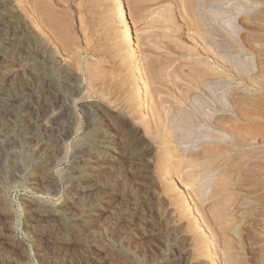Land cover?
<instances>
[{"label":"rangeland","instance_id":"1","mask_svg":"<svg viewBox=\"0 0 264 264\" xmlns=\"http://www.w3.org/2000/svg\"><path fill=\"white\" fill-rule=\"evenodd\" d=\"M262 76L264 0H0V264H264Z\"/></svg>","mask_w":264,"mask_h":264},{"label":"bare ground","instance_id":"2","mask_svg":"<svg viewBox=\"0 0 264 264\" xmlns=\"http://www.w3.org/2000/svg\"><path fill=\"white\" fill-rule=\"evenodd\" d=\"M117 6V5H116ZM118 9V15H120L121 17H123L125 20H124V28H123V30L125 29V34L123 35L124 37H126L128 40L129 39H131L132 38V36H133V33H132V31H131V29H130V27H129V24L130 23H128L129 22V20H128V22L126 21V12H125V7H124V5L122 4V3H119V5H118V7H117ZM128 15V14H127ZM16 16V15H15ZM128 18V17H127ZM255 19V18H254ZM53 20V19H52ZM15 22H17L16 20H15ZM122 23H123V20L121 21ZM50 27V26H49ZM19 30V29H18ZM230 30V29H229ZM28 31V30H27ZM18 32V31H17ZM16 32V33H17ZM28 33H29V31H28ZM31 33V32H30ZM20 34V33H19ZM26 34V33H25ZM32 34V33H31ZM34 34V33H33ZM24 35V34H23ZM28 35L30 36V34H27V37H28ZM24 37V36H23ZM23 37H21V38H23ZM26 37V36H25ZM134 37V36H133ZM125 39V38H124ZM136 41V40H135ZM38 42V41H37ZM131 42V41H130ZM18 43V42H17ZM16 43V44H17ZM19 43H20V41H19ZM21 44V43H20ZM38 44V43H37ZM23 45V44H22ZM25 45V44H24ZM24 45H23V48H24ZM133 45V44H132ZM136 45H137V43H136ZM136 45H135V47H136ZM13 46V45H12ZM15 46V45H14ZM28 46V45H27ZM41 46H43V43H42V45ZM45 46V45H44ZM49 46V45H48ZM134 46V45H133ZM9 47V46H8ZM9 48H12V47H9ZM130 48H131V46H130ZM134 48V47H133ZM32 50V49H31ZM134 50V49H133ZM132 50V51H133ZM135 51V50H134ZM137 52V51H136ZM17 53H18V51H17ZM127 53V52H126ZM9 54H11L10 52H9ZM15 54V53H14ZM13 54V55H14ZM30 54H32V52L30 53ZM35 54V53H34ZM52 54V53H51ZM16 55V54H15ZM53 55V54H52ZM134 55H135V53H134ZM18 56V55H17ZM138 56V55H137ZM136 57V56H135ZM54 58V57H53ZM133 58V57H132ZM138 58V57H137ZM137 58H135V59H137ZM32 59H34V58H32ZM29 60V59H28ZM28 60L26 59V61L28 62ZM40 61H41V59H39ZM24 61V60H23ZM30 61H32V60H30ZM42 62V61H41ZM44 63V62H43ZM29 64H30V62H29ZM32 64V63H31ZM51 64V63H50ZM133 64V63H132ZM20 65V64H19ZM23 66V65H22ZM51 66H52V64H51ZM19 67V66H18ZM25 67V66H24ZM139 68V67H138ZM22 69H24L23 67H22ZM36 69V68H35ZM34 69V70H35ZM41 69H43V68H41ZM40 69V70H41ZM53 69V68H52ZM28 70V69H27ZM135 70V69H134ZM54 71V70H53ZM26 72V71H25ZM28 72V71H27ZM69 73V72H68ZM142 73V72H141ZM47 74V73H46ZM62 74V73H61ZM54 75H55V73H54ZM137 75V74H136ZM40 76V75H39ZM67 76V75H66ZM138 76V75H137ZM68 77V76H67ZM46 78H48V77H46ZM68 78H72V77H68ZM29 80V79H28ZM75 80V79H74ZM58 81V80H57ZM63 82V81H62ZM144 82V81H143ZM143 82H141V83H143ZM197 82V81H196ZM34 83V82H33ZM199 83V82H198ZM217 83V82H216ZM196 84V83H195ZM194 84V85H195ZM33 85V84H32ZM47 85V84H46ZM51 85V84H50ZM142 85V84H141ZM151 85V84H150ZM48 86V85H47ZM144 87V91L145 92H147V91H149L148 90V87L147 86H143ZM200 88L199 89H202L203 90V86L201 87V86H199ZM40 88V87H39ZM141 88V87H140ZM43 89V88H42ZM60 90V89H59ZM170 90V89H169ZM215 90H217V89H215ZM35 91V90H34ZM58 91V90H57ZM144 91H141V92H144ZM151 91V90H150ZM182 91V90H181ZM188 91V89H184L183 90V92H180L179 94H178V96H179V99L181 100V102H183V105H182V107H184L185 108V113L187 114V116H186V118H184V121L186 120H188V118L190 117V116H192L191 114H190V109H189V107L191 106L189 103H187V100H185L186 98V96H185V94H186V92ZM36 92V91H35ZM147 93H149V92H147ZM189 93V92H188ZM217 93V92H216ZM50 94V93H49ZM53 94V93H52ZM59 94V93H58ZM142 94V93H141ZM146 94V93H145ZM200 94V93H199ZM202 94H203V92H202ZM201 94V95H202ZM32 95V94H31ZM30 95V96H31ZM204 95V94H203ZM46 97V96H45ZM51 97V96H50ZM59 97V96H58ZM216 97V96H215ZM214 97V98H215ZM53 98V97H52ZM67 97H65V99H66ZM201 98V97H200ZM33 99V98H32ZM58 99V98H57ZM64 99V100H65ZM130 99H132V97L131 98H129V100ZM143 99V98H142ZM141 98H140V100H142ZM59 100V99H58ZM201 100V99H200ZM221 100V99H220ZM42 101V100H41ZM67 101V100H66ZM131 101V100H130ZM143 101V100H142ZM208 101H209V99H208ZM210 102V101H209ZM213 102V101H212ZM58 103V102H57ZM60 103V102H59ZM66 103V102H65ZM89 103V102H88ZM129 103V102H128ZM217 103H218V101H217ZM52 104V103H51ZM203 104V103H202ZM220 104V103H219ZM64 105H66V104H64ZM53 106V105H52ZM84 106H85V104H84ZM93 106H94V104H93ZM49 107V106H48ZM55 107V106H54ZM86 107V106H85ZM89 107V106H88ZM97 107V106H96ZM207 107V106H206ZM67 108V107H66ZM217 108H219V107H217ZM93 109V108H92ZM106 109V108H105ZM206 109V108H205ZM216 109V108H215ZM98 110H99V108H98ZM203 110H204V108H203ZM47 111V110H46ZM60 111H61V109H60ZM108 111V110H107ZM69 112V111H68ZM109 112V111H108ZM102 113V112H101ZM113 113V112H112ZM184 113V112H183ZM196 113V112H195ZM194 113V114H195ZM91 114H93V113H91ZM103 114V113H102ZM111 114V113H110ZM94 115V114H93ZM60 116V115H59ZM115 116V115H114ZM114 116H113V118H114ZM117 116V115H116ZM215 116V115H214ZM66 117V116H65ZM106 118H107V116H106ZM117 118H120V117H117ZM116 118V119H117ZM62 119V118H61ZM112 120V119H111ZM124 120V122H125V119H123ZM171 120H173V119H171ZM170 120V121H171ZM177 120V119H176ZM183 120V119H182ZM109 121V120H108ZM114 121H115V119H114ZM110 122V121H109ZM113 122V121H112ZM111 122V123H112ZM123 123V122H122ZM215 123V122H214ZM114 124V123H113ZM96 132V131H95ZM106 133V132H105ZM104 133V134H105ZM100 135V134H99ZM109 135V134H108ZM95 137V136H94ZM91 138V137H90ZM101 140H102V135H101ZM105 139V138H104ZM122 139V138H121ZM84 140V139H83ZM109 140V139H108ZM87 141V140H86ZM92 141V140H91ZM94 142V141H93ZM101 142V141H100ZM105 142V141H104ZM91 144V143H90ZM94 144V143H93ZM99 145H101V143L99 144ZM103 145V144H102ZM82 146V145H81ZM91 146V145H90ZM108 146H110V145H108ZM122 146H124V145H122ZM87 147V146H86ZM92 147V146H91ZM129 148V147H128ZM108 149H110V148H108ZM89 150V149H88ZM103 150V149H102ZM98 151H100L101 152V150H99L98 149ZM168 151V150H167ZM107 152V151H106ZM125 151H123V153H124ZM109 153V152H108ZM115 153V152H114ZM103 154V153H102ZM111 154V153H110ZM125 154V153H124ZM104 156H106V155H104ZM103 156V157H104ZM122 157H123V155H122ZM102 158V157H101ZM99 159H100V157H99ZM98 159V160H99ZM127 160V159H126ZM82 170V169H81ZM88 172V171H87ZM85 173V172H84ZM111 174V173H110ZM112 174H114V173H112ZM72 175V174H71ZM86 176H87V174H86ZM73 177V176H72ZM71 177V178H72ZM85 176H83V178H84ZM91 177V176H90ZM109 177V176H108ZM110 177H112V176H110ZM71 178H70V180H71ZM92 178V177H91ZM69 179V178H68ZM74 179V178H73ZM104 179V178H103ZM111 179V178H110ZM109 179V180H110ZM82 180V179H81ZM96 181V180H95ZM76 182V181H75ZM79 182V181H78ZM99 182H100V180H99ZM104 182V181H103ZM106 183H108V182H106ZM110 183H111V181H110ZM82 184V183H81ZM97 184V183H96ZM114 183H112V185H113ZM74 185V184H73ZM86 185V184H85ZM93 185V184H92ZM101 185V184H100ZM106 185H108V184H106ZM111 185V184H110ZM109 185V186H110ZM76 186V185H75ZM82 186V185H81ZM89 186H91V185H89ZM105 186V185H104ZM73 187V186H72ZM96 188V187H95ZM94 188V189H95ZM110 188V187H109ZM73 189V188H72ZM83 189V188H82ZM93 189V190H94ZM101 189V188H100ZM108 189V188H107ZM111 189V188H110ZM115 189V188H114ZM121 189H123V187L121 188ZM77 191V190H76ZM83 191V190H82ZM118 192V194L117 195H119V190H117ZM124 191V190H123ZM120 192H122V191H120ZM93 193V192H92ZM104 193V192H103ZM106 193V192H105ZM74 194H76V193H74ZM72 195H73V193H72ZM92 195V194H91ZM122 195V194H121ZM125 195V194H124ZM123 195V196H124ZM101 196V195H100ZM106 196V195H105ZM79 197V196H78ZM122 197V196H121ZM126 197V196H125ZM70 198V197H69ZM81 198V197H80ZM123 198V197H122ZM77 199V198H76ZM75 199V197H74V200H76ZM102 199V198H101ZM109 199H111V198H109ZM105 200H108V198L107 199H105ZM71 201H72V199H71ZM81 201V200H80ZM112 201V200H111ZM98 202V201H97ZM108 202V201H107ZM38 203V202H37ZM37 203H35V204H37ZM84 204H86L85 202H83ZM92 203V202H91ZM112 203V202H111ZM33 205V204H32ZM43 205V204H42ZM75 205H77V204H75ZM92 205V204H91ZM100 205H102L101 203H100ZM108 205V204H107ZM88 206V205H87ZM87 206H86V208H87ZM103 206H105V205H103ZM38 207V206H37ZM59 207V206H58ZM89 207V206H88ZM90 207H92V206H90ZM99 207H101V206H99ZM105 207H107V206H105ZM66 208V207H65ZM97 208V207H96ZM121 208V207H120ZM48 209V208H47ZM69 209V208H68ZM107 209V208H106ZM110 209V208H109ZM122 209V208H121ZM33 210V209H32ZM67 210V209H66ZM73 210V209H72ZM81 210V209H80ZM88 210V209H87ZM117 210V209H116ZM36 211H38V210H36ZM108 211V210H107ZM113 211H115V209L113 210ZM121 211V210H120ZM119 211V212H120ZM124 211V210H123ZM3 212V211H2ZM55 212V211H54ZM117 212V211H116ZM53 213V212H52ZM61 213H62V211H61ZM105 213V212H104ZM115 213V212H114ZM122 213V212H121ZM36 214V213H35ZM35 214H34V216H35ZM42 214V213H41ZM50 214V213H49ZM63 214V213H62ZM68 214V213H67ZM80 214V213H79ZM95 214H97V213H95ZM118 214V213H117ZM47 215V214H46ZM98 215V214H97ZM104 215V214H103ZM37 216V215H36ZM52 216V215H51ZM56 216V215H55ZM69 216V215H68ZM79 216V215H78ZM81 216V215H80ZM93 216V215H92ZM114 216H115V214H114ZM48 217V216H47ZM84 217V216H83ZM94 217V216H93ZM65 218V217H64ZM69 218V217H68ZM76 218V217H75ZM30 219V218H29ZM98 219V218H97ZM62 220V219H61ZM70 220V219H69ZM93 220V219H92ZM40 221V220H39ZM85 221H86V219H85ZM98 221V220H97ZM61 222V221H60ZM38 223V222H37ZM47 223V222H46ZM85 223V222H84ZM68 224V223H67ZM86 224V223H85ZM84 224V225H85ZM93 224V223H92ZM95 224V223H94ZM89 225V224H88ZM87 225V226H88ZM48 226V225H47ZM50 226V225H49ZM52 226V225H51ZM67 226V225H66ZM77 226V225H76ZM103 226V225H102ZM71 227V226H70ZM85 226H83L82 228H84ZM65 228V227H64ZM99 229V228H98ZM51 230H53V229H51ZM68 230V229H67ZM67 230H66V232H67ZM91 230V229H90ZM43 231V230H42ZM46 231V230H45ZM44 231V232H45ZM71 231V230H70ZM84 231V230H83ZM107 231V230H106ZM98 232H99V230H98ZM103 232V231H102ZM41 233V232H40ZM48 233H50V232H48ZM84 233V232H83ZM36 234V233H35ZM38 234V233H37ZM47 234V233H46ZM67 234V233H66ZM74 234V233H73ZM100 234V233H99ZM98 234V235H99ZM40 235V234H39ZM93 235V234H92ZM61 236V235H60ZM65 236V235H64ZM69 236H71L72 237V235H69ZM84 235H82V237H83ZM44 237V236H43ZM68 237V236H67ZM85 237V236H84ZM104 237V236H103ZM41 238V237H40ZM49 238V237H48ZM53 238V237H52ZM45 239V238H44ZM56 239V238H55ZM65 239V238H64ZM82 239V238H81ZM86 239V238H85ZM90 239V238H89ZM97 239V238H96ZM54 240V239H53ZM59 240H61V239H59ZM66 240V239H65ZM95 240V239H94ZM13 241V240H12ZM38 241V240H37ZM43 241V240H42ZM69 241V240H68ZM78 241V240H77ZM93 241V240H92ZM104 241V240H103ZM196 241V240H195ZM38 242H41V241H38ZM37 242V243H38ZM51 242V241H50ZM74 242V241H73ZM72 242V243H73ZM44 243V242H43ZM59 243V242H58ZM97 243V242H96ZM16 244V243H15ZM52 244V243H51ZM50 244V245H51ZM61 244V243H60ZM64 244V243H63ZM62 244V245H63ZM59 245V244H58ZM86 245V244H85ZM89 245V244H88ZM94 245H95V243H94ZM98 245V244H97ZM65 246V245H64ZM106 246V245H105ZM140 247V246H139ZM49 248H51V247H49ZM48 248V249H49ZM61 248H63V247H61ZM103 248V247H102ZM113 248V247H112ZM169 248V247H168ZM91 249V248H90ZM167 249V248H166ZM166 249H165V251H166ZM47 250V249H46ZM45 250V251H46ZM88 250V249H87ZM102 250V249H101ZM43 252V251H42ZM50 252V251H49ZM105 252V251H104ZM110 253H112V252H110ZM163 253V252H162ZM57 254H58V252H57ZM87 254V253H86ZM89 254V253H88ZM104 254V253H103ZM106 254V253H105ZM127 254V253H126ZM41 255V254H40ZM90 255V254H89ZM88 255V256H89ZM108 255V254H107ZM106 255V256H107ZM112 255V254H111ZM119 255V254H118ZM128 256H130V255H128ZM52 257V256H51ZM91 257H92V255H91ZM125 257V256H124ZM169 257H170V255H169ZM1 258V257H0ZM95 258H96V256H95ZM99 258V257H98ZM97 258V259H98ZM113 258L114 257H109V259L108 258H106V259H108V260H110V262H112L113 261ZM135 258V257H134ZM166 258V257H165ZM4 259V258H3ZM100 259V258H99ZM117 259H119V258H117ZM154 259V258H153ZM105 260V259H104ZM107 260V261H108ZM85 261V260H84ZM90 261H91V259H90ZM97 261H99V260H97ZM101 261H102V259H101ZM125 261V260H124ZM157 261V260H156ZM7 262H8V258H7ZM10 262V261H9ZM19 262V261H18ZM86 262H87V260H86ZM92 262V261H91ZM103 262V261H102ZM114 262H115V260H114ZM117 262V261H116ZM127 262V261H126ZM171 262V261H170ZM175 262V261H174ZM85 263V262H84ZM94 263V262H93ZM99 264H100V262H98ZM16 264V263H15ZM97 264V263H96ZM109 264V263H108ZM126 264H128V262L126 263ZM147 264V263H146ZM152 264V263H151ZM163 264V263H162ZM167 264V263H166ZM176 264V263H175Z\"/></svg>","mask_w":264,"mask_h":264},{"label":"crops","instance_id":"3","mask_svg":"<svg viewBox=\"0 0 264 264\" xmlns=\"http://www.w3.org/2000/svg\"><path fill=\"white\" fill-rule=\"evenodd\" d=\"M248 63H250L251 66H249L248 68H245L244 70H246V73H248V72H249V74H250V72L253 73V76H252V77H255L254 73H255L256 66H254V65L257 63V61H249ZM244 70H243V72L240 71V74H241V73H245ZM235 71H236V70H235ZM246 76H247V75H246ZM252 77H250V78H252ZM256 78H257V77H256ZM261 79L264 80L263 76H262ZM252 80H254V79H252Z\"/></svg>","mask_w":264,"mask_h":264}]
</instances>
